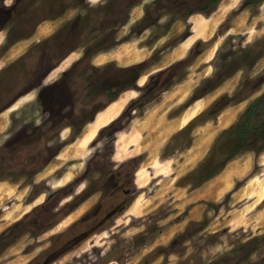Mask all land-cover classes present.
I'll use <instances>...</instances> for the list:
<instances>
[{"label": "rangeland", "instance_id": "rangeland-1", "mask_svg": "<svg viewBox=\"0 0 264 264\" xmlns=\"http://www.w3.org/2000/svg\"><path fill=\"white\" fill-rule=\"evenodd\" d=\"M15 1L0 0V264H264V134L181 183L264 95V0Z\"/></svg>", "mask_w": 264, "mask_h": 264}, {"label": "trees", "instance_id": "trees-1", "mask_svg": "<svg viewBox=\"0 0 264 264\" xmlns=\"http://www.w3.org/2000/svg\"><path fill=\"white\" fill-rule=\"evenodd\" d=\"M221 0H208V6L199 9V12H208L209 10H213L217 4ZM263 0H250L246 3L245 7L258 4ZM244 7V8H245ZM193 14V12H192ZM142 69L140 74L145 71ZM139 74V75H140ZM210 118V115L206 116L204 113L202 115L194 118L182 131L188 132L192 134L194 129ZM264 134V95L256 99L250 107L247 109L245 114L243 115L242 120L235 123L228 129H225L221 135L218 137L216 141V146L213 152L209 155L207 159H205L197 169L188 173L185 177L182 178L181 183L184 185H195V187H199L201 184L205 183L212 177H214L218 172H220L221 168L214 169L211 167V164L214 162V157L230 153L229 156H233L232 151H235L236 147H239L243 143L251 144L254 140L258 141ZM222 140V141H221ZM253 148V147H252ZM264 151V147L261 149ZM228 156V157H229Z\"/></svg>", "mask_w": 264, "mask_h": 264}, {"label": "crops", "instance_id": "crops-1", "mask_svg": "<svg viewBox=\"0 0 264 264\" xmlns=\"http://www.w3.org/2000/svg\"><path fill=\"white\" fill-rule=\"evenodd\" d=\"M210 20V21H209ZM206 19L205 20V22H204V26H209V25H211V19ZM41 26V25H40ZM38 27L39 29L42 27ZM208 28V27H207ZM206 28V29H207ZM44 40V42H46L45 40H48V39H43ZM41 41H38L36 44H38V43H40ZM43 43V42H42ZM176 48V47H175ZM175 48H173V49H175ZM46 49H48L47 47H46ZM75 53V51L74 52H72L66 59H63L64 61L62 62V63H64L65 61H68L70 58H71V55L72 54H74ZM66 57V56H65ZM64 57V58H65ZM78 58V57H77ZM77 58H76V61H77ZM149 58V57H148ZM179 60V59H178ZM75 61V62H76ZM156 61V60H155ZM171 62H170V65L172 66V65H174L176 62H177V59L176 60H170ZM61 63V64H62ZM158 63V61H156V62H152L151 64H149L150 66L151 65H154V66H156V64ZM96 64V63H95ZM165 67L167 66V65H165V64H163ZM169 65V64H168ZM149 67V66H148ZM162 68H163V66H162ZM168 69V68H167ZM48 74H49V72H47ZM144 75V72H143V74H141V77ZM140 79V78H139ZM192 81H193V79H192ZM191 81V82H192ZM190 84H193V82L192 83H190ZM195 85V84H194ZM24 96H26V95H24ZM226 112H227V109H226ZM225 112V110L221 113V115H220V122H221V124H222V129H225L227 126H229L234 120H233V116H235V115H228L227 113ZM226 118H228L229 119V121L228 120H226ZM231 118V119H230ZM177 119V118H176ZM176 119H173V120H171V122L169 121L167 124H165L164 126H160L161 128V130H163V132H165V133H167V135L168 134H170L171 132H173L174 130H176V129H178L179 127H177V128H175L173 131H170V130H168V128H169V126H170V124H172V122H174ZM203 127H204V125H202ZM206 126V125H205ZM201 127V126H200ZM194 144V143H193ZM195 145V144H194ZM194 145L191 147V148H189V151L188 152H190L192 149H193V147H194ZM156 151H158V150H156ZM192 156V153H186L185 154V157L182 159V162L183 163H181V165L179 166L180 167V169H181V171H184V170H186L187 169V167H188V165H186V162H187V159L188 158H190ZM238 164H240V162L239 163H236V165H238ZM183 169V170H182ZM189 169V168H188ZM226 172V170L222 173V174H224ZM222 174L221 175H219V176H222ZM234 178H236V177H234ZM222 179H223V181H222V183L224 182V180H226V178L225 177H222ZM4 186V188H9L7 185H5V183H3V182H0V187L1 186ZM200 191V190H199ZM194 193V192H193ZM203 193V192H202ZM192 194V193H191ZM201 196L203 197V195L201 194Z\"/></svg>", "mask_w": 264, "mask_h": 264}, {"label": "flooded vegetation", "instance_id": "flooded-vegetation-1", "mask_svg": "<svg viewBox=\"0 0 264 264\" xmlns=\"http://www.w3.org/2000/svg\"><path fill=\"white\" fill-rule=\"evenodd\" d=\"M18 2H20V1H15L14 0V2L11 4V6L9 7V8H15V6H16V4L18 3ZM91 10V9H90ZM150 12V14H151V9L149 10ZM192 15V14H191ZM90 17H92V14L90 13ZM149 18V17H148ZM80 20H81V18H80ZM44 22V21H43ZM43 22H41V23H43ZM81 21H79V23H80ZM41 23H39L38 25H37V27L35 28V29H38V27L41 25ZM139 25H144L145 26V28L147 29L148 27H150V23L149 22H145V21H141L140 23H138ZM144 28V29H145ZM68 35H72L73 36V32L71 31V32H69V34ZM47 42V41H46ZM41 45V44H40ZM40 45H37L36 46V48H35V51L36 50H39V46ZM77 45L79 46L80 45V43H77ZM48 46H51L50 44H48V43H46V44H44V45H42L41 46V49L42 48H44V49H46V47H48ZM57 48L59 49V48H61L62 49V46H58L57 45ZM56 48V50H58ZM78 49V47H75V48H73V49H70V50H68V51H64L63 53H61V54H59V55H55V60L57 59V61H54V62H52L53 63V65H59L60 63H62L64 60L63 59H66L72 52H74L75 50H77ZM40 51V50H39ZM56 53V52H55ZM54 53V54H55ZM66 56V57H65ZM65 57V58H64ZM63 58V59H62ZM51 59H52V57H51ZM83 60V58L82 57H79L78 59H77V61L74 63V64H79L81 61ZM51 63V64H52ZM45 75H46V73L44 74V77H45ZM44 79V78H43ZM27 94V92L25 93V94H23V95H21V96H19V97H22V96H24V95H26ZM127 192V191H126ZM129 193H130V191H128L127 193H126V195H129ZM125 208V207H124Z\"/></svg>", "mask_w": 264, "mask_h": 264}, {"label": "bare ground", "instance_id": "bare-ground-1", "mask_svg": "<svg viewBox=\"0 0 264 264\" xmlns=\"http://www.w3.org/2000/svg\"><path fill=\"white\" fill-rule=\"evenodd\" d=\"M190 77H191V75L189 76V78L186 80V82H187V86L191 83V80H190ZM194 81V80H193ZM192 81V82H193ZM185 82V83H186ZM178 87V86H177ZM176 91H177V88H176ZM176 94V92H174V95ZM178 97V96H177ZM176 97V98H177ZM110 117H111V115L110 116H105V117H101V118H99L98 119V125H101V124H105L108 120H110ZM231 119V118H230ZM226 120H228L229 121V119L228 118H226ZM125 147V146H124ZM124 147H122V148H120V150H118L117 151V156H119L120 158L123 156V155H125V148Z\"/></svg>", "mask_w": 264, "mask_h": 264}, {"label": "snow or ice", "instance_id": "snow-or-ice-1", "mask_svg": "<svg viewBox=\"0 0 264 264\" xmlns=\"http://www.w3.org/2000/svg\"><path fill=\"white\" fill-rule=\"evenodd\" d=\"M94 2H95V0H94Z\"/></svg>", "mask_w": 264, "mask_h": 264}]
</instances>
